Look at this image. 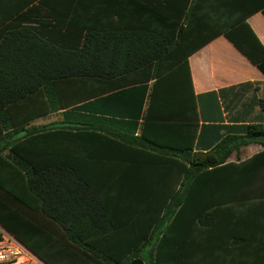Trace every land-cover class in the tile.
<instances>
[{"label": "trees", "instance_id": "1", "mask_svg": "<svg viewBox=\"0 0 264 264\" xmlns=\"http://www.w3.org/2000/svg\"><path fill=\"white\" fill-rule=\"evenodd\" d=\"M1 1L10 9L0 14V226L46 264L158 263L195 178L240 146L264 145V124L195 152L188 58L211 39L189 38L190 28L165 38L147 25L85 23L84 0ZM235 12L221 1L214 36L264 74V46ZM60 111L61 120L32 125ZM107 115L134 118V128L142 118L140 135ZM111 145H121L117 156ZM101 160L125 165L121 175L103 178Z\"/></svg>", "mask_w": 264, "mask_h": 264}, {"label": "crops", "instance_id": "2", "mask_svg": "<svg viewBox=\"0 0 264 264\" xmlns=\"http://www.w3.org/2000/svg\"><path fill=\"white\" fill-rule=\"evenodd\" d=\"M221 1L235 13L247 15V23L264 46V0H84L83 6L85 23L106 29L147 25L148 30L173 38L178 25L190 28L191 39H211L188 58L199 113L195 152L205 154L220 139L244 135L247 126L264 124V74L225 35L214 36L221 22ZM1 2L0 14L10 9ZM132 84H122L99 97ZM49 116L56 118L53 122L59 121L62 111L37 118L32 125H45ZM105 119L140 135L142 118L137 119V128L129 122L134 118L107 115ZM111 146L113 149H104L114 150L117 156L121 145ZM99 166L100 175L106 178L113 170L120 176L125 165L101 160ZM153 166L166 165L156 162ZM186 200L179 223L160 245L156 264H264L263 144L240 146L225 164L204 170L195 178ZM158 252L159 246L156 259Z\"/></svg>", "mask_w": 264, "mask_h": 264}, {"label": "built area", "instance_id": "3", "mask_svg": "<svg viewBox=\"0 0 264 264\" xmlns=\"http://www.w3.org/2000/svg\"><path fill=\"white\" fill-rule=\"evenodd\" d=\"M0 264L46 263L10 233H3V239L0 240Z\"/></svg>", "mask_w": 264, "mask_h": 264}, {"label": "rangeland", "instance_id": "4", "mask_svg": "<svg viewBox=\"0 0 264 264\" xmlns=\"http://www.w3.org/2000/svg\"><path fill=\"white\" fill-rule=\"evenodd\" d=\"M54 120H56V118L54 116H49V117L44 119L43 124L51 123ZM0 231H2L4 234H8V233H6V231L1 226H0Z\"/></svg>", "mask_w": 264, "mask_h": 264}]
</instances>
